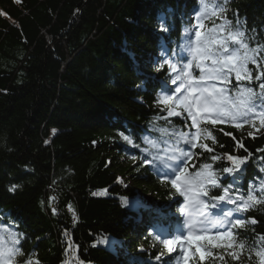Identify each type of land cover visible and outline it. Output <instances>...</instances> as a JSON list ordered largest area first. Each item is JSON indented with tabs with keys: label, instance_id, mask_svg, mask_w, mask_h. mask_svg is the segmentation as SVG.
<instances>
[{
	"label": "trees",
	"instance_id": "obj_1",
	"mask_svg": "<svg viewBox=\"0 0 264 264\" xmlns=\"http://www.w3.org/2000/svg\"><path fill=\"white\" fill-rule=\"evenodd\" d=\"M199 6V0H0V236L15 242L1 240L19 264H169L148 231L168 222L174 191L150 165L160 142L175 139L164 129L188 124L168 116L172 101L166 105L161 94L170 69L160 66L159 55L179 51ZM223 14L233 28L239 21L250 48L260 49V67L248 65L253 80L232 78L231 89L235 96L240 88L259 92L264 0H227ZM200 141L211 151L194 149L190 167L203 172L207 164L219 178L209 195L231 185L236 204L250 205L232 235L234 254L209 245L213 254L204 264H264V202L247 201L248 195L264 201L261 117L239 127L206 123ZM226 167L239 170L228 174ZM140 195L154 208L137 214L129 203Z\"/></svg>",
	"mask_w": 264,
	"mask_h": 264
},
{
	"label": "snow or ice",
	"instance_id": "obj_2",
	"mask_svg": "<svg viewBox=\"0 0 264 264\" xmlns=\"http://www.w3.org/2000/svg\"><path fill=\"white\" fill-rule=\"evenodd\" d=\"M203 5L205 0H200ZM227 4V0H218L216 6L223 12L225 5ZM207 7V5H205ZM199 18V17H198ZM224 26L226 30L230 34V38L232 39L234 44H239L240 48L230 49L227 41L216 40V43L219 47L215 50L211 48H204L201 43L198 45L196 51L199 53L201 49H204L206 54L213 58V67L209 68L207 71L205 68L197 64L196 66L200 68V75L198 77H193L191 72L185 73L187 77V87L185 86L184 81L182 80L181 75H177L174 79L171 80V83L175 85L178 80L182 82L178 87L175 88L176 93H180L181 89H185L187 95H182L177 97L179 103L178 107H182L183 111L187 112L188 117L192 119V127H196L199 131V125L201 122L208 124H215L218 121H223L225 119L233 122L237 127L240 126V122L249 123L253 119L254 116L258 115L261 117V124L264 125V67H261L260 74L255 76V80L259 81V89L260 91H255L252 87L240 88L237 90L236 101L232 102L230 106H228L229 97L225 95L227 89L226 88H217L215 84L209 83V81L218 80L223 82H229V77L231 74H235L236 80L239 82L241 80L247 79L250 82L253 80V75L248 65L258 64L257 60V52L260 51L259 48H250L249 44L245 42V32L242 26L239 25V21L237 20L235 28H233V22L231 20L225 19ZM235 32V35L232 33ZM195 37L197 41H201V33L199 31L195 32ZM239 37V39H237ZM242 49V50H241ZM227 54V55H225ZM195 59V57H194ZM191 65H185V68H189ZM160 70V69H157ZM175 69L173 68V71ZM173 101V97L171 95L163 97V102L167 105L169 102ZM163 111V109H161ZM181 112L179 111H168V116H180ZM209 137L213 140L214 137L211 136V133H208ZM228 135V133H225ZM249 135H252L250 132ZM123 139L128 142V144H133V140L129 138V136L124 135ZM180 139L184 140L185 144L189 143V140L186 138L185 134H181ZM191 147H197L196 144H191ZM207 151H211L208 149L206 145H204ZM179 152L178 156L172 157L174 161H176L175 167L170 165H165L166 168H170V171L175 174V179H171L170 183L173 188L176 189L177 192H180L182 196L187 198V186L192 185V180L189 179L187 174L186 166H182V161L186 160L190 153L185 152L184 149H177ZM136 159L135 156L132 157ZM213 159H217V157H213ZM229 161H233L234 158L232 156H228ZM236 164L242 165L245 160L242 158H235ZM145 163H149L145 160ZM204 168H209L210 166L205 164ZM237 167H226L223 169L224 173L234 174L235 171H238ZM212 173H208V181L212 184L213 187H220L217 182L219 178L213 179ZM196 177H200L201 173H195ZM167 178V177H165ZM183 181L185 187L182 188L180 182ZM204 181H201L200 184L197 185V195L208 196V191L203 187ZM15 187V186H14ZM14 187L12 190H14ZM231 189V185H228L224 188V194L218 196L210 197L212 201H225L227 197V203L236 204L237 200L231 198L229 196V191ZM238 199H243V197H238ZM247 201H252L254 203H261L264 201H257L253 195H248ZM210 208L218 207L217 203H211L206 205ZM249 204L247 202L238 204V211H247L249 208ZM55 211V210H54ZM232 215L231 212H224L223 218H206L201 221L199 224V229L202 232L208 231L209 227L211 228H225L228 224V217ZM257 221L255 219L251 220L252 224H255ZM246 223L243 220L236 219L234 221V225H243ZM189 227H192L191 225ZM232 233L230 231H226L223 233H219L216 236H197L193 237L191 231L187 239H204L211 242L213 239H224L226 237H230ZM264 239V237H262ZM182 240L181 236H176L174 239H163L162 243L165 248H167L168 252L171 253L174 251V245ZM243 246V245H242ZM197 251H200L197 249ZM10 254V253H9ZM17 254H22L17 251ZM4 253L0 252V256H3ZM201 259L204 257V252H200ZM157 260H160V256L156 257ZM27 264H32V261H27ZM38 264V262H37Z\"/></svg>",
	"mask_w": 264,
	"mask_h": 264
},
{
	"label": "rangeland",
	"instance_id": "obj_3",
	"mask_svg": "<svg viewBox=\"0 0 264 264\" xmlns=\"http://www.w3.org/2000/svg\"><path fill=\"white\" fill-rule=\"evenodd\" d=\"M209 5H210V7L212 9H214V7H215L214 1L209 2ZM220 13H221V11H219V10H211L210 11V14H214V15H219ZM220 18H221V20H223V16L222 15H221ZM197 26H198V24H196L195 21H192L191 28H190V32L189 33L190 34H195L196 31H199L201 33V41L195 40L194 47L191 49V54L190 55L192 57H195L196 59H198L200 61H203V60L206 59V52L204 51V49H201V51L199 53H197L196 49H197L198 45H200L201 43L203 44V46L205 48V43H206L207 38L204 37V34L206 33V29L203 26L201 28H198L197 29L196 28ZM254 134H256V133H254ZM140 198L142 200H144V202H146V203H148L150 205V201L151 200L149 198H146V197H144L142 195H140ZM198 209H199L200 213H202L204 211V209L200 205H198ZM206 218H207V215L200 216L199 217V221H203ZM211 218L216 219L215 217H211ZM208 230H211V228H209ZM205 234H206L205 232H202L201 235L202 236H205ZM229 251H230V253H233V250L232 249H230ZM199 256H201V255H199ZM67 257H70L71 259H74L75 258V253L73 254L72 252H69L68 255H67ZM4 262L7 264V260L6 259L4 260ZM8 264H9V262H8Z\"/></svg>",
	"mask_w": 264,
	"mask_h": 264
}]
</instances>
